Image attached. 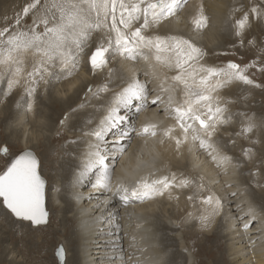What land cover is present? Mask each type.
Returning a JSON list of instances; mask_svg holds the SVG:
<instances>
[{
	"label": "snow or ice",
	"instance_id": "snow-or-ice-1",
	"mask_svg": "<svg viewBox=\"0 0 264 264\" xmlns=\"http://www.w3.org/2000/svg\"><path fill=\"white\" fill-rule=\"evenodd\" d=\"M191 3L192 0H29L13 16V23L0 28V84L6 85L0 95L11 96L22 88L19 107L25 116L35 113L41 85L47 91L81 69L96 78V83L86 86L81 107H93L100 117L89 118L80 135L70 142L78 149L71 153L75 160L71 186L89 184L105 196L103 202L97 199L94 205L100 214L93 221L97 231L102 230L114 241L106 246L109 251L105 264H145L149 259L144 255L147 247L143 246V238L124 231L123 222H131L132 216L122 215V210L164 198L178 202L185 192L194 207L201 206L195 217L188 213L185 220L195 218L205 229L216 217L232 222L233 229L240 230L246 255H255L257 246H264V198L259 204L240 202L233 206L232 201L240 193L227 191L231 183L222 184L218 192L211 187L212 183H220L218 179L192 175L180 168L164 173L167 165L155 156L146 158L143 152H132L137 139L145 144L157 139L161 147L174 144L177 158L185 146L189 154L196 148L209 158L218 170L217 176L220 169L239 170L251 161L254 165L245 173L249 179L244 193L253 188L264 190V153L257 147L264 141L253 136L264 131V115L233 113L228 105L235 101L221 95L233 84L264 90V83L258 82L253 72L264 73V58L246 64L228 60L220 66L208 65L209 53L198 37L210 18L202 0L193 12L188 11ZM185 13L189 18L186 31L160 32L165 22H179ZM236 13L241 15L234 19L233 34L239 47H244L252 20L264 24V0H249L248 5L241 2L229 15L234 17ZM247 43L256 46L255 38ZM260 52L264 53V49ZM121 61L147 62L154 76L158 75L157 69H166L159 91L150 86L148 73H144L143 80L136 73L126 76L119 67ZM93 101L97 103L93 105ZM161 105L174 123L163 128L158 121L138 123L141 113ZM235 116L244 117L241 129L228 133L227 141L218 139ZM60 125L65 126V119ZM233 137H243L250 145L242 149L243 160L228 154V144L236 142ZM0 152L9 158L0 171V208L33 226L47 225L49 184L42 175L41 159L31 150L12 153L7 144ZM118 171L120 180L116 179ZM126 175L135 178L128 183L123 179ZM93 198L89 194V202ZM256 223L259 228L250 234ZM141 227L136 224L137 229ZM153 239L158 241L160 237ZM65 253L61 245L55 255L59 259ZM166 255L160 256V264H164Z\"/></svg>",
	"mask_w": 264,
	"mask_h": 264
},
{
	"label": "bare ground",
	"instance_id": "bare-ground-1",
	"mask_svg": "<svg viewBox=\"0 0 264 264\" xmlns=\"http://www.w3.org/2000/svg\"><path fill=\"white\" fill-rule=\"evenodd\" d=\"M6 1L8 0H1V3ZM200 2L201 0H192L188 11H195L196 6ZM202 2L210 20L208 27L202 31L198 40L208 53L215 54L216 52H214V49L231 45L228 40H221L219 36L220 34H227L230 38L233 34L232 25L234 19L239 18L241 15V13H236L234 17L229 15L228 20L226 19L227 13L230 14L231 9L233 7H238L241 2L248 5L249 0H202ZM6 10H8L7 7L4 11L6 12ZM223 12H225V15L224 17H221ZM188 22V13H185L182 15L179 22L175 19L165 22L161 26L160 32L165 33L170 31L171 33H177L180 31H186V25ZM260 24L261 23L252 20L251 27L246 31L244 37L245 47H250L247 42L255 38L256 46L251 47L255 54L261 53L260 50L262 43H264V40H262V36L264 35L259 34L260 36H257V34L262 31ZM223 31H225V33H223ZM262 57H264V55ZM29 61H31V58H29ZM207 64H210V62L208 61ZM119 67L122 68L126 76L136 73L141 80L145 79L144 73H148L147 78L152 81L150 86L157 92L160 89L161 80L163 79L162 74L167 72L166 69H157L158 75L154 76L149 63L144 61L138 63L121 61ZM168 75L171 76L172 73H168ZM61 81L57 82L54 87L49 88L47 91H45L43 85L41 86V99L38 102L37 109L34 114L30 113L27 116H25L24 111L19 107L22 103L23 91L22 89H17L11 96H8L4 117H7L8 121H11L12 133L10 132V134L12 135V139L20 142L22 148L25 147V150H28L27 148L35 147L36 144H39V146L42 147L44 145L41 154L38 155L42 161V175L49 179V198L47 201V207L51 214L52 223L48 224L47 233L49 232V228L53 229L55 233L61 231L60 239L67 250V264H105V256L109 251L106 246H110L114 241L102 230L97 231V225L93 223L95 217L100 214L99 211L94 209V205L97 203V199L103 202L105 196L101 195L89 184L77 186L76 188L71 186L74 173L73 165L75 163L71 153L77 152L78 149L76 145H73L70 142L80 135V129L87 126V120L89 118L98 120L100 117V113L94 112L93 107H81L85 100L86 86L89 83H96V78L92 79L87 71L81 69L75 74V76L68 77ZM240 87V85L233 84L225 88L223 90L225 94L222 91L221 95L224 97H226L227 94H231L232 96L240 95L241 97L244 96L246 100L248 98L251 100L254 98L251 90ZM1 88H3V90L1 89L0 92L6 91L5 84H2ZM167 96L168 94L165 93V100H167ZM4 98L5 96L0 95V101ZM179 98L180 97L178 96V99ZM92 103L95 105L97 101H93ZM162 107L163 105H161L160 108L152 106L148 111L141 113L138 118V123L158 121L160 122L161 128L174 123L169 115L162 111ZM242 107H245V105L243 104ZM228 108L230 110L232 107L229 105ZM57 110L59 111V116L57 122L53 124V128L47 127L43 122L38 120L40 115L43 114L44 116L50 117L53 116L52 113H56ZM232 110L233 113L236 112L235 109ZM240 110H242V108ZM238 112L239 111H237V113ZM15 116L17 118L14 121L13 118L15 119ZM62 119H65V126L63 127L60 125ZM35 125L41 126L44 130H53V134L50 136L49 145L42 144V141L36 142L35 144L32 142L33 138L36 139V137L30 136V134L32 135L30 129ZM230 126L222 129L221 136L218 137V139L222 138L223 141L228 140V133L235 132L234 130H231ZM233 127H235V130L237 129V126ZM44 130L41 132L46 136V139H48L49 136L45 134ZM259 135L261 140L264 139L263 132ZM17 136H20L22 140ZM54 136L56 137V141L53 139ZM51 138L53 144L51 143ZM233 138L236 141L235 145L228 144V152H232L234 158H242L241 160H243L244 158L242 157L239 147L244 145L240 144L241 141L236 137ZM61 139H64V143ZM246 146L247 145L244 147ZM257 147L262 153H264V143L257 145ZM186 148L187 146L184 147L183 154L177 158L173 151L174 144L166 143L161 147L158 145L157 139H149L147 144H145L143 140L137 139L133 143L132 152H143L146 158L155 156L158 162H164L167 165L164 168V173L180 168L191 172L192 175L203 174L206 177L211 178V180L218 179L220 183L211 184V187L218 192L221 190L222 184L231 183L232 187L228 188L227 191H236L240 193V195L232 201L233 206L240 202H244L245 205L248 202L256 203L254 200H251L249 196L251 194L248 195V193H244L245 185L243 180L241 181V178L239 177L240 175L242 176V174H240V169H220L219 176H217L216 173L218 170L210 162L204 152L194 148L189 154L186 151ZM245 164H247V162ZM247 165L248 167H253L254 162H252V166L251 163ZM241 169L247 171L248 168L245 166ZM117 177H120L121 179L119 171L116 179ZM133 177L135 176L126 175L123 179L130 183L131 178ZM243 178H245L246 181L249 179L247 176ZM61 188H63V191H61ZM254 189L255 194H257V201L264 198L263 190ZM73 192H81L82 196L74 197L72 195ZM89 194L94 197L91 202L88 200ZM186 195L187 192L181 193L178 202L175 199L169 200L164 198L142 205L136 204L122 210V215L127 216L131 214L132 216L131 222L127 219L123 222L124 231L127 233H134L138 239L143 238V246L147 247V251L144 255L149 257V259L145 261V264H160V256L165 255L166 253L167 255L165 256L164 264H183L184 260H187L186 264H202L204 263L201 260L202 258L199 259L202 255H207V258H213L218 254V258L224 259L223 253L226 250L224 247L225 242L227 249L230 251L229 255L232 256V264H264V246L258 245L255 249V255H246L245 245L240 240V230L233 229L232 222H225L221 217H216L211 225L205 229L201 227L199 220L195 218L185 220L188 213H192L193 217H195L201 208L199 205L194 207L193 204L186 199ZM68 211L70 214H67ZM216 220H218L217 228L211 233V228L214 227ZM19 222L21 221L19 220ZM137 223L142 224L143 227L137 229ZM52 224L54 227L49 226ZM82 225L84 226L82 227ZM259 226V223H256L252 228L253 230L251 229L252 232H250V234H255ZM157 235L160 239L155 241L153 238ZM202 236H204L206 242H210V240L214 238L213 240L215 243L211 242V246L208 247H206L204 243H196L195 245L199 247L196 249L194 245L195 239ZM47 239H53L55 242L57 239L56 234ZM117 240H119V238H117ZM58 241H56V243ZM120 242L126 244L127 240H120ZM153 243H158L160 246L153 247ZM190 246L191 249H196V255L197 257L199 256L195 261L194 259L192 260L189 251L187 253L183 251L185 248L189 250ZM215 248L217 249V252L215 251ZM253 260H255V262ZM14 261L15 259L12 258L10 263L14 264ZM226 262L227 261H225L224 264H227Z\"/></svg>",
	"mask_w": 264,
	"mask_h": 264
},
{
	"label": "rangeland",
	"instance_id": "rangeland-1",
	"mask_svg": "<svg viewBox=\"0 0 264 264\" xmlns=\"http://www.w3.org/2000/svg\"><path fill=\"white\" fill-rule=\"evenodd\" d=\"M6 2L1 3V0H0V28H3L5 26H7L8 24L13 23L12 17L16 13H19L21 11V9L26 5V3L29 2V0H8ZM6 7L8 8V10H6V12H5L4 9ZM224 15H225V12H223L221 14V17H224ZM9 19H11V20H9ZM226 19L229 20V13H227ZM260 26L262 27L261 30L263 32L260 31L257 34V36L264 35V28H263L264 25L260 24ZM225 28H227V27H225ZM168 32H170V31H168ZM223 33H225V31H223ZM219 37L221 40H225V41L228 40L229 43H231V45L230 46L226 45V46H222V47H218V48L216 47L217 49H214V52H216L215 53L216 55L214 53L213 54L209 53L208 56L206 57V62L209 61L210 64H208V65H210V66H220V65L225 64L228 60H233V61L240 63V64H246V63H249L250 61L261 59V57L264 55L261 53L255 54V52L253 51V49L251 47H247V46L245 47V45H244V47H239L238 38L234 37L233 34L231 35L230 38L227 36V34H220ZM262 38H263L262 40H264V36H262ZM234 44L236 45L235 47H233ZM261 49H264V43H262ZM225 52L227 53V55L223 54ZM217 53H221V54H217ZM262 58H264V57H262ZM253 72L255 74V78L257 79V81L264 83V73H259V72H256L255 70H253ZM88 74H90V73L88 72ZM73 76H75V75H73ZM91 77H92V79L94 78L92 75H91ZM240 86H241L240 88H243V89L247 88V90H251V93L253 94L254 98L252 100L249 98L246 100V98L244 96L243 97H241L240 95L232 96L231 94H227L226 98H228L232 101H235L234 103L229 104L232 107L229 111L232 112L233 111L232 109H235L236 110L235 113H237V111L247 112L249 115L255 114L256 116L258 115V117L261 115H264V90L257 89V88H248V87H245L243 85H240ZM1 87H2V84H0V90L1 89L3 90V88H1ZM41 92H42V90H40V97H41ZM223 93H224V91H223ZM229 95H231V96H229ZM40 99L41 98H39V101H40ZM7 102H8V96L5 97L3 100L1 99V101H0V148H2L5 144H7L12 153H18L20 151L25 150L26 148L25 147L22 148V145H20V142H18L17 140L14 141L12 139V135L10 134V132L12 133L11 121H8L7 117H4V113L6 111L5 106H6ZM242 103L245 105V107H242V105H243ZM46 108H47V106H46ZM241 108H242V110H240ZM52 115L54 116V118H53V116L47 117V116H44L42 114L38 117L39 118L38 120L43 122L47 127L53 128V124L56 123L58 120L59 111L57 110L56 113L54 112V113H52ZM235 117L233 118V122H232L233 124H231L230 128L232 131L234 130L236 132V130L239 131L241 129L242 121L244 120V117H242V116H237L236 118ZM16 118L17 117L15 116V119L13 118V120L15 121ZM37 124H38V122H37ZM233 126H237V129L235 130V127H233ZM42 130H44V129L39 125H35L34 127H32L30 129V132H32V135L29 133L30 136L36 137V139L33 138L32 142L35 144L36 142L42 141L41 142L42 144L49 145L50 136L53 134V130L52 129L51 130H47V129L44 130L45 134L49 136V138H48L49 140L46 139V136L42 134V132H41ZM262 132L264 133V131H260V133H262ZM260 133L259 132L254 133L255 134V135H253L254 138L256 135L260 136L259 135ZM17 137H20V136H17ZM236 138L241 141L240 144H242L244 146L247 145L246 147H244V146L239 147L240 152L242 153V149L247 148L250 145H249L248 141L243 139V137H236ZM20 139H21V137H20ZM53 139L56 141L55 136L53 137ZM61 140L63 141L64 139H61ZM262 140L264 141V139H262ZM51 143L53 144L52 138H51ZM63 143H64V141H63ZM43 147H44V145H43ZM43 147L39 146V144H36L35 147H30L27 149L35 150L36 153L40 155ZM228 153L230 155H232V152H228ZM8 159L9 158L7 156H5L2 152H0V171L4 170L5 165H6V161ZM250 163L252 166L251 161L247 162V164H250ZM247 164H245V166L248 168L247 171L249 170V168L250 169L253 168V167H248ZM244 169H240V174H242V176L240 175L239 177L241 178V181L243 180L245 187H247L248 181H246L245 178H243L246 176L245 173L247 171H244ZM44 177L46 178L47 181L49 180L48 177H46V176H44ZM256 189H259V188H256ZM263 192H264V190H263ZM249 194H251V195H249ZM248 195L250 196L251 200H254L257 204L260 203L262 200V199L260 201L256 200L257 194H255L254 188H253V190H250L248 192ZM67 214H70L69 211L67 212ZM217 221L218 220H216L214 227L211 228V233L214 232L215 229L217 228V224H218ZM49 223L50 224L52 223L51 214H50ZM48 224L45 226H33L27 221L19 222V220H16L10 214L5 212L3 208H0V230H1L0 231V264H13V263H10L12 258L15 259L14 264H61V258L58 259L57 256L55 255L56 250L61 245L66 250L64 243L61 242V239H60L61 231H57L55 233L53 231V229L49 228L48 229L49 232L47 233ZM255 225L256 224H254V226ZM49 226L54 227L53 224L49 225ZM250 232H252V231H250ZM1 234L4 236H2ZM54 234H56V237H57L55 242L53 239L52 240L47 239L50 236H54ZM213 239H211L210 242H206L204 240V236H202V237L195 239L194 245L196 243H204L205 246L208 247V246H211V244H212L211 242H214ZM58 240H60V241H58ZM56 241H58V242L56 243ZM224 242H225V240H224ZM225 244H226V242H225ZM225 244H224V247L226 250L223 253L224 259L226 258L225 260L223 258H218L219 257L218 254H216L213 258H207V255H202V257L198 256L199 259L202 258L201 260L204 262L202 264H224L225 261H227L226 262L227 264H232V261H231L232 256L229 255L230 251L227 249V246ZM195 248L197 249L199 247L195 245ZM4 249L7 251H5ZM196 249H194V248L191 249V246L189 249V253L192 256V260L194 259V261L196 258H198L196 255V251H195ZM215 251L217 252L216 248H215ZM10 252H11V254H10ZM8 254H9V256H8ZM67 259H68V256H67V250H66L65 263H63V264L68 263ZM184 261H183V264H186L187 260H184ZM253 261L255 262V260H253Z\"/></svg>",
	"mask_w": 264,
	"mask_h": 264
},
{
	"label": "water",
	"instance_id": "water-1",
	"mask_svg": "<svg viewBox=\"0 0 264 264\" xmlns=\"http://www.w3.org/2000/svg\"><path fill=\"white\" fill-rule=\"evenodd\" d=\"M28 150H31V151H33V152H35L36 153V151L35 150H32V149H28ZM24 151V150H23ZM22 151H20V152H18V153H21ZM37 154V153H36ZM38 155V154H37ZM38 158H39V156H38ZM40 159V158H39ZM7 162H8V160L6 161V164H7ZM6 166V165H5ZM46 179V178H45ZM62 259V261H63V263H65V255H64V257H62L61 258Z\"/></svg>",
	"mask_w": 264,
	"mask_h": 264
}]
</instances>
